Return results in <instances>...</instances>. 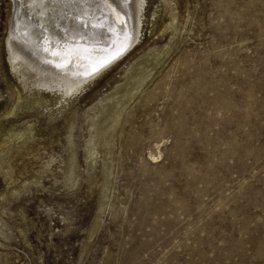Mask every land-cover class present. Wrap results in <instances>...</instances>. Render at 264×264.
<instances>
[{
  "label": "rangeland",
  "instance_id": "1",
  "mask_svg": "<svg viewBox=\"0 0 264 264\" xmlns=\"http://www.w3.org/2000/svg\"><path fill=\"white\" fill-rule=\"evenodd\" d=\"M78 3L101 16L58 45L121 41ZM140 28L82 93L0 118V264H264V0H145Z\"/></svg>",
  "mask_w": 264,
  "mask_h": 264
},
{
  "label": "bare ground",
  "instance_id": "2",
  "mask_svg": "<svg viewBox=\"0 0 264 264\" xmlns=\"http://www.w3.org/2000/svg\"><path fill=\"white\" fill-rule=\"evenodd\" d=\"M32 1L12 0L7 34L2 40V52H5L9 68L18 83L12 82L15 90L14 101L0 118L13 115L16 109L24 107L25 98L29 94L49 91L54 101L61 104L68 96L82 93L97 76L110 68L137 42L140 36L145 0H91V3H98L96 6L100 7L106 16L110 15L115 19L117 30L124 28L121 32L125 33L121 41L109 47L73 45L72 47H77L76 49L58 45L57 37L60 34L66 36L68 33L82 30L81 26L86 23L89 26L95 25L96 17L101 16L98 9H94L92 15L85 17L89 12L88 9H93L94 6L86 5L87 9L79 3L75 4L79 0H39L44 3L41 7ZM17 3L19 12H15ZM57 5L58 9H55ZM51 8L52 11L55 10L52 19L60 10L67 9L62 17L56 18V22L57 19L61 21L71 12L65 24L61 21L64 26L61 31L62 27L49 26L48 29L45 26L49 21ZM106 23L105 21L104 24ZM94 28L88 27V29ZM106 31H110L109 28ZM33 99L30 105H26L27 109L47 102V99L41 95H36ZM22 133V129L11 131V136L21 137Z\"/></svg>",
  "mask_w": 264,
  "mask_h": 264
},
{
  "label": "water",
  "instance_id": "3",
  "mask_svg": "<svg viewBox=\"0 0 264 264\" xmlns=\"http://www.w3.org/2000/svg\"><path fill=\"white\" fill-rule=\"evenodd\" d=\"M20 10L18 9V3H17V8H15V12H19Z\"/></svg>",
  "mask_w": 264,
  "mask_h": 264
}]
</instances>
